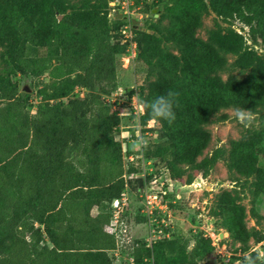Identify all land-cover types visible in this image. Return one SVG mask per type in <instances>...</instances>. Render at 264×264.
Instances as JSON below:
<instances>
[{
	"label": "trees",
	"instance_id": "trees-1",
	"mask_svg": "<svg viewBox=\"0 0 264 264\" xmlns=\"http://www.w3.org/2000/svg\"><path fill=\"white\" fill-rule=\"evenodd\" d=\"M109 1L0 0V264H129V257L133 264H212L213 246L199 231L191 245L172 231L148 247L141 238L121 258L122 246L105 229L111 200L127 186L124 175L139 171L122 161L113 135L120 115L103 100L116 87V55L126 48L118 32L121 20L107 19ZM132 1H140L147 20L153 17V5ZM161 2L149 23L153 34L130 24L136 58L151 78L147 95L141 87L135 91L142 104L139 122L156 120L147 104L168 90L180 94L179 107L171 124L156 120L159 136L142 146L143 158L164 160L167 171L192 165L206 147L209 135L203 125L212 116L230 106L250 109L258 113L257 127L231 140L227 151L211 148L197 164L209 168L221 159L228 171L252 175L250 184L264 195V167L255 166V150L264 153V53L216 22L204 40L195 36L209 8L223 21L239 19L253 40L256 32L261 35L264 0ZM49 49L48 56L39 53ZM15 73L46 75L35 91L32 114L31 96L18 90L11 78ZM74 87L85 94L73 95ZM133 93L126 92L128 98ZM154 174L159 173L154 170L145 180ZM162 196L168 208L177 202L168 192ZM235 197L223 203L221 226L233 240L261 241L263 234L240 224L242 208L233 203ZM127 216L134 220L136 213L123 211L121 219ZM115 249L117 261L111 253Z\"/></svg>",
	"mask_w": 264,
	"mask_h": 264
},
{
	"label": "rangeland",
	"instance_id": "rangeland-1",
	"mask_svg": "<svg viewBox=\"0 0 264 264\" xmlns=\"http://www.w3.org/2000/svg\"><path fill=\"white\" fill-rule=\"evenodd\" d=\"M121 1L123 0H118L117 4L107 9L108 21L111 22L114 18L120 19L124 25L131 24L135 28L153 34L154 32L149 28V23L157 16L156 11L161 10V1L163 0H143L142 3L154 6V8L150 7V12L153 13V17L148 20L145 17L148 13L142 11L141 3L138 4L139 7L138 5H134L132 0H129L131 1L128 7L130 13L126 14L122 12ZM117 14H120L119 18ZM214 22L218 23L222 31L227 26L234 29L243 36L247 46L253 48L258 53H264V42L262 41V36H264V21L260 26L261 35L256 32L253 35V40H251L248 26L243 24L239 19L232 17L223 21L208 8L207 12L201 16V25L195 29V36L204 40L207 35V29L212 28ZM252 25H255V20L252 21ZM129 31L130 43L126 41L125 51L116 55V87L110 95L103 96L104 102L110 103L112 108L120 115L119 123L113 131V135L120 142L122 149L127 147V141H130L132 144L131 147H139L138 141L134 140L132 136V134L136 133L135 124L137 118L132 113L133 109L129 104L130 98H128L126 92L132 90L135 93L141 87L142 94L147 95V85L150 82L149 80H151V78H146L145 65L136 58L137 46L132 39L131 30ZM126 32L127 30L125 29ZM120 41L123 42L121 38ZM131 41L134 42V46H131ZM170 51L173 54L177 53L175 49H171ZM39 53L48 56L53 51L49 49ZM230 58L229 56L228 61ZM225 75V73H221L222 78ZM11 78L16 82L19 91H26L30 94L28 111L29 114H32L35 108L34 105L38 101L35 91L47 79L45 73L32 78L15 73L11 75ZM85 92L86 90L84 88L74 87L71 93L81 97ZM112 98L114 100L110 101ZM237 108L240 107L230 106L220 109L211 117L209 122L203 125V128L209 135L208 142L201 154L196 157L194 164H180L167 171L162 167L164 160L149 159V163L144 165V172H142L139 160H135L133 166L137 167L139 171L124 175L127 181V186L124 190L127 196V204L123 211H135L136 219L134 218L133 220L127 216L123 218V222L120 225L121 234L117 236V242L124 250V252L122 251L121 258L126 257L125 254L130 250L133 242L144 238L147 234L146 224L140 221L144 220V217L136 211L137 206L140 204V197L137 195V190L143 186L142 183L145 181V177L154 170L160 176L155 179L154 185L147 186L155 189V187L162 184V189L169 193V199L177 201L169 208V212L167 210L172 236L186 237L189 245H191L193 236L198 231L201 232L203 236L209 239L210 245L213 246L211 255L212 264H243L244 257L251 251L253 246L264 249V195L255 191L254 186L250 184L254 180V177L252 175L244 177L240 171L235 169L228 171L225 162L221 159L217 160L209 168L197 164V160L209 152L211 148L219 146L227 151L230 147L231 140L241 138L245 129L257 127L258 120L255 118L258 116V113H253L254 120L252 124L245 127L234 118V111ZM222 114L224 118L219 119V116ZM143 126V130L147 127L152 128V131L142 133L143 143L154 141L156 136H159V124L156 120L153 121L151 119ZM166 158H169V156ZM255 166L264 167V153L260 150H255ZM188 177H190L189 182L187 181ZM233 177L238 178L237 183H234L232 180ZM244 178L246 181H244ZM242 182L244 184L240 185ZM233 195L236 196L233 199V203L240 205L242 208L240 224L245 230L254 228L255 231L263 234L261 241L256 243L251 237H248L244 243H241L239 240H233L225 228L221 226L220 222L224 217V213L222 212L223 203L230 201ZM218 202L219 205H216ZM243 247L248 250L243 252Z\"/></svg>",
	"mask_w": 264,
	"mask_h": 264
},
{
	"label": "built area",
	"instance_id": "built-area-1",
	"mask_svg": "<svg viewBox=\"0 0 264 264\" xmlns=\"http://www.w3.org/2000/svg\"><path fill=\"white\" fill-rule=\"evenodd\" d=\"M118 0H110L108 2V5L112 8L115 4H117ZM140 3V1H139ZM131 4V1L129 0H123L121 1V7L122 12L129 14L128 7ZM139 6V5H138ZM128 25V26H127ZM122 24L119 28V35L121 40L129 41L130 43V25ZM122 27V28H121ZM125 29L127 32L125 33ZM131 46H134V42L131 41ZM128 47V46H127ZM132 52V51H131ZM130 101L129 104L131 105L133 111L132 113L136 116V133L132 134L133 139L138 141L137 148L131 147L130 141L126 142L127 147L122 149V161L125 163H132L134 164L135 160H139L141 171L144 172V165L149 163V159H144L141 153L142 145L145 144L142 142V133H147L149 131L144 130V126L140 124L139 122V116L142 113V104L138 101L136 93H133L129 96ZM114 99H110V101H113ZM150 120V119H149ZM147 120V121H149ZM146 121V122H147ZM154 121V120H153ZM145 125V124H144ZM150 128V127H147ZM146 129V128H145ZM143 131V132H142ZM131 147V148H130ZM133 151H137L136 153ZM160 175H152L149 180H143L142 183L143 186L139 187L137 190V195L140 197V204L138 207V212L144 217V224H146L147 227V234L143 238L145 242V246L148 247L150 244L159 238H168L170 236V219H169V208L167 205L166 200L163 199V194H165V190L162 189V184L155 187V189H152L150 186L147 185H154L155 179L159 177ZM173 202V200H172ZM127 204V196L125 191H122L119 193L118 197L114 198L110 202L111 206V218L109 224L106 226V231L114 233L117 237L120 232V225L123 222L121 219V214L124 210V207ZM168 210V212H167ZM259 245V244H256ZM256 246H253L251 248L254 249ZM112 256L114 257L115 261L118 259L119 253L118 251L112 250ZM129 264L132 263V259L128 258Z\"/></svg>",
	"mask_w": 264,
	"mask_h": 264
},
{
	"label": "clouds",
	"instance_id": "clouds-1",
	"mask_svg": "<svg viewBox=\"0 0 264 264\" xmlns=\"http://www.w3.org/2000/svg\"><path fill=\"white\" fill-rule=\"evenodd\" d=\"M179 93L168 90L155 96L148 104L151 117L157 121L166 120L170 124L176 120V108L179 107ZM234 118L243 126L248 127L254 120L250 109L243 107L234 111ZM243 264H264V249L259 247L252 249V252L244 257Z\"/></svg>",
	"mask_w": 264,
	"mask_h": 264
},
{
	"label": "water",
	"instance_id": "water-1",
	"mask_svg": "<svg viewBox=\"0 0 264 264\" xmlns=\"http://www.w3.org/2000/svg\"><path fill=\"white\" fill-rule=\"evenodd\" d=\"M117 17L119 18L120 17V14H117ZM134 21V20H133Z\"/></svg>",
	"mask_w": 264,
	"mask_h": 264
},
{
	"label": "bare ground",
	"instance_id": "bare-ground-1",
	"mask_svg": "<svg viewBox=\"0 0 264 264\" xmlns=\"http://www.w3.org/2000/svg\"><path fill=\"white\" fill-rule=\"evenodd\" d=\"M150 121V120H149Z\"/></svg>",
	"mask_w": 264,
	"mask_h": 264
}]
</instances>
